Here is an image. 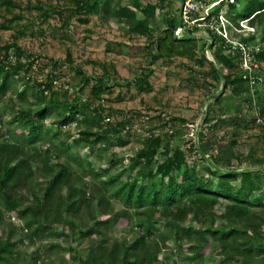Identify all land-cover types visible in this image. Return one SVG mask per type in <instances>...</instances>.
<instances>
[{"label":"trees","instance_id":"16d2710c","mask_svg":"<svg viewBox=\"0 0 264 264\" xmlns=\"http://www.w3.org/2000/svg\"><path fill=\"white\" fill-rule=\"evenodd\" d=\"M184 1L180 0L181 5L175 12L168 8L167 0H132L127 4L121 0H74V3L76 13L99 14L105 19L112 13L126 23L130 32L142 35L150 31L149 19L164 13L169 36L160 38L159 48L171 40V44L177 43L174 47L178 53L188 51L189 57L194 58L201 45L193 30L180 38L174 32L185 24L181 12ZM5 4L9 9L13 6L11 0ZM225 4L230 39L249 44L261 37L259 48H252L251 56L260 65L258 70L264 72V0ZM225 4L218 5L204 18L209 25L205 31L210 35L209 46L216 60V64L210 62L211 73L214 78L224 80L226 88L231 85L236 93H241L242 85L250 77L240 68L242 51L233 49L229 39L216 31L217 27L222 28L218 17ZM238 7L243 9L238 11ZM139 13L142 18H138ZM194 16H198V11L192 14L193 19ZM14 17L6 20L18 21L22 15ZM241 20H248L257 28L256 32L245 37L237 30ZM12 48L21 56L23 49L16 42L0 45V101L21 72L25 75L30 72L33 63L26 66L22 60L13 63ZM201 58L206 59L205 54ZM54 77L51 74L46 82L29 86L39 102L37 108L11 105L14 128L3 129L4 114L0 113V223L6 214L23 222L22 227L10 222L6 230L0 228V264H56L41 252L20 250L26 237L15 238L19 229H26L30 245L38 240L62 238L71 243L73 250L76 241H89L84 254L76 253L69 264H168L166 258H160V251L161 244L169 240L191 252L194 264H203V256L212 247H220L217 253L224 257L222 264L264 260V193L256 194L262 189L260 176L257 171L231 166L233 150L229 157L225 151L236 143L235 138L217 147L212 156L203 154L208 163L205 173L190 165V158L182 148L171 154L167 150L165 158L159 160L163 141L160 135L147 136L131 157V164L114 171L121 161L118 153L108 162L97 164L92 160L99 143L114 131L117 136L112 147H124L131 141L129 132L125 137L121 135L129 121L105 127L107 109L101 101L96 102L111 88L112 76L102 74L93 84L91 96L83 98L77 94L73 99L69 97V90L55 88ZM127 82L128 86L134 83ZM135 82L141 90L151 87L147 74ZM16 98L26 100L28 92H19ZM246 100L254 111L260 107L252 96H246ZM260 112L264 114L261 107ZM54 114L52 122L46 123ZM211 117L207 112L205 121ZM74 122L82 128L71 143L73 136L64 127ZM204 135L208 137L207 133ZM84 142L86 152L78 148ZM255 164L264 167V158ZM36 179L40 183L38 190H34ZM85 179L89 182L77 186ZM27 193H33L31 199ZM222 199L226 204L219 209ZM116 202L121 208L116 207ZM134 219L139 221L138 228H146L136 238H124L112 245L104 238L111 229L129 226ZM58 247L61 245L52 243L45 251Z\"/></svg>","mask_w":264,"mask_h":264},{"label":"rangeland","instance_id":"374dc122","mask_svg":"<svg viewBox=\"0 0 264 264\" xmlns=\"http://www.w3.org/2000/svg\"><path fill=\"white\" fill-rule=\"evenodd\" d=\"M11 1L13 6L9 9L5 4L6 0H0V45L16 42L23 51L19 56L15 48H12V62L22 60L25 66L31 61L33 63L30 72L27 75L21 72L20 77L0 101V113L4 114V130L14 128L11 122L14 111L11 105L21 108L39 106L37 97L29 86L46 82L51 74L62 86L55 88L69 90L71 99L77 94L88 98L92 95V86L98 78L102 74H110L111 88L102 95L103 100L96 102L101 101L107 109L104 112L105 127L129 121L121 135L125 137L129 132L131 141L124 147H112L117 133L114 131L111 136H105L92 157L97 164L110 161L114 153H118L121 161L113 170L128 167L131 157L142 146L145 138L149 135H160L163 141L157 156L159 160L165 158L164 153L167 150H170L171 154L177 148H182L190 158V165H196L197 170L205 173L208 163L203 154L212 156L217 147L235 138L236 143L225 151L229 157L233 150L231 166L257 171L262 189L256 194L264 193V167L255 164L264 158V114L261 115L263 122L257 123L256 116L259 112L254 111L246 100V96H252L257 102V107L260 106L264 110V72H260L259 67L255 68L249 74V82L242 85L241 93H236L231 85L226 88L224 80L214 78L211 73L210 62L216 64V60L209 46L210 35L205 31L209 25H206L204 18L226 1L221 3L222 0H207V8L198 11V16H194L191 22L181 24L175 29L178 38L192 33L193 30V34L199 39L201 46L196 52L197 57L194 58L189 57L188 51L184 54L178 53L175 48L177 43L171 44V40L159 48L160 38L169 36L164 13L150 18V31L142 35L130 32L126 23L112 13L106 19L99 14L90 13L88 16L76 13L74 0ZM131 1L121 0L123 4ZM167 1V6L172 12L177 11L181 5L180 0ZM112 6L114 7V2ZM242 9L238 7V11ZM226 10L225 4L218 19L223 34L231 38L232 33L228 27L230 19ZM16 14L22 15V18H17L18 21L11 23L6 20H14ZM142 17L139 13L138 18ZM243 34L245 37L249 35ZM260 38L259 36L257 41L246 45L250 49L259 48ZM203 54L206 56L204 60L201 58ZM247 67L249 63L246 64L242 59L240 68L243 73H248L244 69ZM144 74L148 75L151 84L147 90H141L135 82ZM127 81L134 83L129 87ZM23 91L28 92L29 98L17 101V94ZM207 112L212 114L209 121H205ZM55 115L49 117L46 123L50 124ZM237 115L245 120L241 121ZM55 126L57 129V125ZM81 128L75 122L64 127V130H68L73 136L71 143L74 138H78ZM206 133L207 138L204 135ZM85 145L84 142L78 148L86 152ZM87 182L89 180H82L77 186H83ZM38 186L40 183L36 179L34 190H38ZM22 192L26 194L25 191ZM33 193H27L30 199ZM90 193L91 190L88 189L87 195ZM115 204L117 208H121L120 204ZM225 204L226 201L222 199L219 209ZM10 222L23 226V222L15 216L6 214L0 228L6 230ZM138 224V219H134L129 226L111 229L104 238H107L110 245L116 241L121 242L124 238L132 240L140 234L138 232L146 231V228H138ZM79 225L75 228L78 229ZM20 237H26L24 245L19 247L20 250L28 253L41 252L44 258L50 257L56 264H69L72 256L76 253L78 256L83 255L90 244L86 240L76 241L73 243L74 249L71 250L69 241L49 238L30 245L26 229L17 231L15 238ZM52 243L60 244L61 247L46 252V247ZM161 247L160 258H166L168 264L195 262V259H192L193 254L182 250L174 240L162 243ZM217 250H220V247H212L209 253L203 256V264H222L224 257L219 255ZM251 264H264V260L258 259Z\"/></svg>","mask_w":264,"mask_h":264},{"label":"built area","instance_id":"2783aa9c","mask_svg":"<svg viewBox=\"0 0 264 264\" xmlns=\"http://www.w3.org/2000/svg\"><path fill=\"white\" fill-rule=\"evenodd\" d=\"M224 1H226L227 3H236L237 2V0H222L221 3ZM218 4H220V3H217V5ZM207 6H208L207 0H185L183 5H182V8H181V12H182L183 18L185 20V23H189L192 21V14L194 12L201 11L202 9L207 8ZM239 24H240V29H237L239 32L249 33V34L256 32V28L253 27L252 25H250L248 23V20H241ZM216 30L218 31L219 34H223L221 28L217 27ZM224 36L226 38H228L226 35H224ZM228 39L232 43L233 49H240L242 51L243 62H245L246 64L249 63V67L244 68V69L247 70L249 74H251L255 68H258L260 66L256 61H254L252 59L251 49L248 48L246 43L240 42L236 39H230V38H228ZM245 54H246V56H245ZM53 83L55 86L59 85L61 87L60 83L57 81L56 78H54ZM256 112H259V113H257V116H256V122L262 123L263 118L261 116L262 114L260 112V107H258Z\"/></svg>","mask_w":264,"mask_h":264},{"label":"clouds","instance_id":"9594fccd","mask_svg":"<svg viewBox=\"0 0 264 264\" xmlns=\"http://www.w3.org/2000/svg\"><path fill=\"white\" fill-rule=\"evenodd\" d=\"M255 33V32H254Z\"/></svg>","mask_w":264,"mask_h":264}]
</instances>
